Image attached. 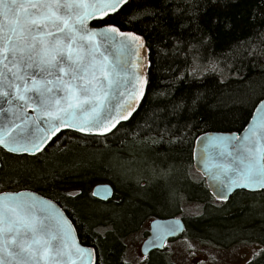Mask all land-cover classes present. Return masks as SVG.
Masks as SVG:
<instances>
[{"label": "snow or ice", "instance_id": "snow-or-ice-1", "mask_svg": "<svg viewBox=\"0 0 264 264\" xmlns=\"http://www.w3.org/2000/svg\"><path fill=\"white\" fill-rule=\"evenodd\" d=\"M165 2L173 4V17L188 20H181L178 30L195 24L194 30L201 31L199 20L208 0ZM128 4L129 0H0V153L17 160L36 158L59 140L63 130L79 134V139H106L109 135L120 139L125 128L122 122L133 117L146 95L152 64L146 56L151 45L141 34L123 30L114 20L109 23ZM145 14L155 18L154 12L138 9L132 15L125 14L124 23L134 27ZM251 39L258 46L247 55L264 57V28L254 29ZM173 48L185 62L189 54L192 61L176 79L219 71L215 62L211 67L199 62L198 43L176 36ZM155 95L170 94L161 91ZM184 99H169L157 111L177 115L185 107ZM199 99L193 98L192 104ZM256 99L258 118L243 136L205 135L201 140L199 163L213 182L218 200H228L236 190L264 199V96ZM168 123L163 128L153 127L147 119L138 123L137 130L131 131L134 152L146 153L165 143L182 144L192 126L176 123L168 127ZM193 158H197L195 152ZM176 167L172 164L153 172L167 178ZM116 180L122 182L120 176ZM114 194V187L108 185L91 192L92 197L103 195L104 199ZM65 195L79 198L80 191ZM169 199L176 203L179 189L171 188ZM65 211L35 193L0 191V264H103L95 248L78 242L77 228ZM261 230L259 241L264 244V224ZM183 231L179 218L164 223L153 220L152 235L144 243L138 264L150 260V250L169 249V238L175 239ZM182 239L183 251L196 264V245L187 237ZM258 257H264V248L254 249L245 264H255ZM120 264L128 262L121 259Z\"/></svg>", "mask_w": 264, "mask_h": 264}, {"label": "trees", "instance_id": "trees-1", "mask_svg": "<svg viewBox=\"0 0 264 264\" xmlns=\"http://www.w3.org/2000/svg\"><path fill=\"white\" fill-rule=\"evenodd\" d=\"M172 7L173 4L166 3L165 0H129L124 12L118 16L114 15L109 20V23L113 20L120 23L123 30H133L141 34L146 44L152 48V51L147 53L152 64L146 95L133 117L123 123L125 128L120 133V139L111 135L106 139L103 137L79 139V134L70 135L68 131H63L64 134H58L60 138L56 141H62V144L55 147L56 142L50 143L47 150L42 155L37 154L36 158L17 160L15 157L0 153L2 177L0 191L31 189L56 201L74 222L80 242L94 247L100 254L103 264H120L121 237L134 229L148 210H154L153 213L157 215H171L177 212L178 201L181 199L179 197L176 203H172L167 198L168 200L164 202L162 196L155 202L137 196L144 195L145 191L152 189L153 181L157 183L162 180V177L154 172L152 175L140 174L135 178H129L126 181L128 189L115 184L116 171L107 161L108 156L118 154L121 159L131 162L137 153H141L134 152L131 143L133 140L131 131L137 130L138 123L143 124L147 119L153 127L158 125L163 128L168 122H171L168 123V127L176 123L181 126L186 124L192 126L189 129L190 134L185 132L182 144L156 145L146 153L179 160L176 173L179 194L184 198L198 199L200 203L204 202V205H207L208 200L215 199L209 194L204 178L200 175V180L194 181L186 172L187 163L191 162L196 135L205 131H240L250 118L254 104L258 102L256 98L264 96V57L247 55L248 51L258 46L251 39L254 29L264 28L262 16L264 0H216L215 4L208 0L206 11L200 16V32L194 30L195 24H189L187 29L178 30L177 25L181 20L184 23H188V20L173 17ZM145 8L154 12L155 18L145 14L138 18V22H134V27L124 23L125 14L132 15L138 9ZM213 20L216 22L213 23ZM176 36L185 42L191 40L198 43L199 62L205 67H211L215 62L219 71L198 74L199 78L185 75L183 80L176 79L192 62L190 54L185 62L183 55L175 52L173 44ZM181 47L187 52L184 44ZM170 68L174 71L169 72ZM188 70L190 71V68ZM161 91L170 95L165 97L155 95ZM196 96L200 99L193 105L192 99ZM180 98H185V107L177 115H169L167 110L157 111L165 107L169 99ZM125 132H128L127 136ZM121 140L125 141L124 144H121ZM61 153H68L70 158L65 160ZM99 182H108L114 187L115 194L111 199L101 201L91 196L92 187ZM129 190L132 194L137 193L132 200L130 199L131 209L124 213H108L111 207L115 209L123 205L128 198ZM75 191H80L79 198H69L65 195L66 192ZM257 197L260 198L259 196L253 198L247 192H235L222 203L232 206L237 200L240 203L245 202L241 206L242 209L227 214L220 213L219 217L203 214L201 217L190 218L187 221L190 233L197 237H209L224 242V239L218 238L212 232L217 219L221 218L226 222L230 217L241 215L247 209L251 211L249 217L255 214L256 221L264 224V219L261 218L264 199L259 213L253 208L254 202L259 201ZM97 202L103 208L102 213L96 215L92 208L90 212L83 208L84 205L93 207V203ZM149 264L164 262L155 258ZM255 264H264V257L255 258Z\"/></svg>", "mask_w": 264, "mask_h": 264}, {"label": "rangeland", "instance_id": "rangeland-1", "mask_svg": "<svg viewBox=\"0 0 264 264\" xmlns=\"http://www.w3.org/2000/svg\"><path fill=\"white\" fill-rule=\"evenodd\" d=\"M62 144V141H58L54 144V146H59ZM153 153H137L136 156H134L133 160L130 162L128 160L121 159V157L118 154H110L108 156V162L112 164L116 171L115 175V184L118 185L119 187H125L126 189V181L129 178H135V176L143 174V175H152L153 169L156 170V172H159L160 169L163 167L169 168L170 165L175 164L176 170H174L167 178L162 177L161 181L155 182L153 181V188L145 191L143 194L144 195H137L136 192L133 194L131 191H127L128 198L124 201L123 205L121 207H117L113 209L111 207V211H108L110 214H116V213H124L127 210H130L132 205H131V200L134 198V194L141 197L143 200L147 201H157L159 198L162 196L164 197V202L167 201L169 198V192L171 188H177L178 189V180H177V175L176 173L178 172V167H179V160H170L169 158L166 157H161V155L158 154H153ZM63 158L65 160H68L70 157H68V153H61ZM81 155V154H79ZM75 156H78L75 154ZM85 156V155H81ZM60 157V156H59ZM87 157V156H86ZM186 172L188 176H190L191 179L194 181H199L200 180V174L194 169L192 163L189 162L187 163L186 166ZM120 176L122 182L118 183L116 180V177ZM154 177V176H153ZM134 180V179H133ZM160 180V179H159ZM164 181V182H163ZM163 182V183H162ZM156 183V184H155ZM188 187V186H187ZM92 190V189H91ZM201 191L199 190V193ZM142 194V193H141ZM179 197L182 198L183 195L179 194ZM131 199V200H130ZM237 200V199H236ZM257 200L255 201L253 208L257 210L259 213L263 204V201L261 198L257 197ZM208 204L204 205L203 203L197 204H192L191 202L188 201H182L181 202V211H179L183 215H188L191 212L194 214H210L213 217H219L220 213L222 214H227L228 212H236L238 209H242V204H245V202L240 203L238 200L233 203L232 206L228 205L226 206L222 202H218L216 200L210 199L208 200ZM93 207L90 206H83L85 211L90 212V208H92L93 212L99 214L102 213V206L100 203H93ZM252 208V207H251ZM152 210V209H151ZM148 210V213L143 215V217L140 219V230L136 231L135 233L131 234L127 239V255L129 258L132 260H135V256L137 254L136 252V246L137 243L141 240V234H142V228L143 226L146 227V224L148 220H150L155 213L154 210ZM137 212V211H136ZM140 213V211L138 212ZM251 213V211H248V209L241 215L237 214L236 217H230L228 220L224 222L221 220V218H218L215 226L213 235L218 236V238L224 239V242L220 241H215V242H210L211 248H207L202 245H196V251H197V256L203 255L204 259H208V262H212L214 264H245V261L249 260L251 257V253L254 249L259 250L264 248L262 246L263 244L260 243L259 239L262 235V230H261V224L256 221L257 216L255 214L248 216ZM147 217L146 223H145V218ZM251 219V220H250ZM257 223H256V222ZM224 222V223H223ZM145 224V225H144ZM254 225H257L256 227ZM224 237V238H223ZM177 250L179 251V261L180 264H187L184 261V253L180 249V247H177ZM201 257V256H200ZM215 257V259H213ZM186 259V258H185ZM187 260V259H186ZM207 261V260H206Z\"/></svg>", "mask_w": 264, "mask_h": 264}, {"label": "flooded vegetation", "instance_id": "flooded-vegetation-1", "mask_svg": "<svg viewBox=\"0 0 264 264\" xmlns=\"http://www.w3.org/2000/svg\"><path fill=\"white\" fill-rule=\"evenodd\" d=\"M191 162H192V152H191ZM193 165V163H192ZM194 167V166H193ZM195 169V168H194ZM210 194V193H209ZM182 201H188L191 202L192 204H199L200 201L198 199H189V198H181L178 201V210L176 213H173L171 215H166V216H162V215H157L154 214V216L148 220L146 227L143 226L142 228V234H141V240L139 241V243H137L138 246H136V256H135V260H132L131 258H129V256L127 255V242L126 239L133 233H135L136 231L140 230V226L141 224L139 223L134 229L127 231L120 240L121 246H122V252L120 255V261L121 259L127 260L128 264H138L140 256L142 254V243L143 241L150 235V222L156 218H170V217H175V218H180L183 222L184 225V231L182 233H180L177 237H175V239L173 238H169V244L170 247L167 250L161 251V250H150L149 255H150V260L146 262V264H149L150 261H152L153 259H157V260H161L162 262H164V264H180L179 261V251L177 250V247H180V249L183 251L184 249V243H183V237H187L188 240H190L193 244H199L202 246H205L207 248H211V243L210 242H215V240H213L212 238L209 237H197L194 236L190 233V229H189V225H188V219L190 218H196V217H201L203 214H194V213H190L188 215H183L180 211H181V202ZM217 201V200H216ZM218 202H226V201H218ZM180 209V211H179ZM149 215L146 216L145 218V223L147 220V217ZM145 225V224H144ZM184 253V261L187 264H193V261L191 258H189L187 256V254L183 251ZM201 256V257H200ZM197 256L196 259V264H200V262L202 261L203 264H211V262H208V259H204L203 255ZM207 260V261H206ZM212 264H214L212 262Z\"/></svg>", "mask_w": 264, "mask_h": 264}, {"label": "water", "instance_id": "water-1", "mask_svg": "<svg viewBox=\"0 0 264 264\" xmlns=\"http://www.w3.org/2000/svg\"><path fill=\"white\" fill-rule=\"evenodd\" d=\"M146 56H148L147 53H146ZM256 104H258V102H257ZM258 115H259V114L256 112V108L254 107V108H253V111H252V113H251L250 118L248 119L247 123L243 126V128H242L240 131H205V132H201V133H199L198 135H196V137H195V139H194V143H193V147H192V163H193V166H194L195 170H196V171H197V172H198V173L204 178V180H205V184H206V188H207L208 192L210 193V195H211L215 200H217V201H222V200H218V199L216 198V196L214 195V191H213V187H214V185H213V182H212V181L209 179V177L204 173V165L199 163V156H200V151H201V148H202L201 140H202V138H203L205 135H207V136H209V137H215V136H220V135H230V134H236V135H239V136H243V135H244V130H245L246 128H250V127H251V122H252L254 119L258 118ZM125 122H126V121H125ZM122 123H124V122H122ZM63 131H68V130H63ZM197 137H199L200 139H197ZM193 152L196 153V157H197L196 159L193 158ZM0 166H1V162H0ZM104 185H108V186L112 187V185H111L110 183H108V182H99V183H96V184L92 187L91 192H92L93 190H96L98 186H104ZM6 191H25V192H29V193H35L37 196H39V197H41V198L48 199V200H52L53 202L57 203V202L54 201L53 199L48 198V197H46V196H44V195H42V194H40V193H38V192H36V191H34V190H31V189L6 190ZM237 191H240V190H236L235 192H237ZM235 192H234V193H235ZM234 193H233V194H234ZM233 194H231L230 197H231ZM230 197H229V198H230ZM94 198H96V199H98V200H101V201H106V200L111 199L112 197L109 198V199H104V198H103V195H101V196L94 197ZM226 201H227V200H226ZM57 205H58V207H60L62 210H64V209H63L58 203H57ZM65 214H66V212H65ZM66 215H67V214H66ZM175 219H177V218H175V217H170V218H156V219H154V220L157 221V222H160V223H164V222H171V221H174ZM179 219H180V218H179ZM152 221H153V220H152ZM152 221L150 222V235H149V236L143 241L141 249L144 248V243H145V242L151 237V235H152ZM180 221H181V225H182V227H183V229H184L183 222H182L181 219H180ZM77 239H78V242H79L82 246L87 247V248H94V247H92V246L82 244V243L80 242V240H79L78 235H77Z\"/></svg>", "mask_w": 264, "mask_h": 264}]
</instances>
